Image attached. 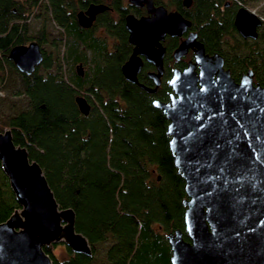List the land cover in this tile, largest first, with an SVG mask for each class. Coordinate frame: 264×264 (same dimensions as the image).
<instances>
[{
	"label": "trees",
	"instance_id": "trees-1",
	"mask_svg": "<svg viewBox=\"0 0 264 264\" xmlns=\"http://www.w3.org/2000/svg\"><path fill=\"white\" fill-rule=\"evenodd\" d=\"M124 1L0 0V90L4 93L0 130L10 128L13 142L26 147L60 207L75 212L76 230L92 248L91 256H86L65 247L62 259L44 248L53 264H170L166 234L181 229L188 239L184 181L169 150L168 120L152 101L168 100L171 63L184 67L191 53L178 63L170 56L164 59L155 93L126 81L120 67L132 47L124 16L142 11ZM181 1L171 3L179 2L180 13L190 20V29L205 52L220 54L235 80L250 69L261 84L264 20L256 39H243L233 27L237 7L255 0H191L188 7ZM91 2L106 3L109 8L97 15L91 27L83 28L75 15ZM30 17L40 18L43 24L32 35ZM47 21L57 28L50 42L53 55L52 49L41 46L48 33ZM31 40L41 46L43 60L26 75L7 54L13 46ZM79 63L82 76L76 72ZM152 69L144 62L137 75L140 84L153 86L147 75ZM78 95L90 104L87 115L77 108ZM16 207L0 169V222Z\"/></svg>",
	"mask_w": 264,
	"mask_h": 264
},
{
	"label": "water",
	"instance_id": "water-1",
	"mask_svg": "<svg viewBox=\"0 0 264 264\" xmlns=\"http://www.w3.org/2000/svg\"><path fill=\"white\" fill-rule=\"evenodd\" d=\"M189 6L191 0L182 1ZM145 6L147 16H124L132 46L120 71L124 79L147 93H155L163 75L166 35L182 36L190 20L178 11L154 6L152 0H128ZM106 3L91 2L76 13L79 26L89 28ZM263 19L239 5L233 27L243 39H255ZM189 51L193 58L172 69L167 101L152 105L168 120V146L177 173L184 181L186 198L183 231L166 234L170 264H264V84H254L253 71L235 80L218 53L208 54L188 31L173 50L180 61ZM7 58L30 75L41 64L43 52L36 40L13 46ZM144 62L153 86L137 79ZM83 75L82 64L76 65ZM75 103L87 115L90 104L78 95ZM0 169L7 178L17 207L0 222V264H53L44 248L62 243L73 253L91 256L88 239L76 230V215L61 208L40 165L26 147L13 142L10 128L0 130Z\"/></svg>",
	"mask_w": 264,
	"mask_h": 264
},
{
	"label": "rangeland",
	"instance_id": "rangeland-1",
	"mask_svg": "<svg viewBox=\"0 0 264 264\" xmlns=\"http://www.w3.org/2000/svg\"><path fill=\"white\" fill-rule=\"evenodd\" d=\"M103 1H107V0H103ZM165 1H167V0H165ZM124 2H125V4H127V0H125ZM244 6L247 10L255 13L257 16L261 17L264 20V0L251 1V2L244 4ZM28 23H29L30 35L38 32V30L43 25L42 20L40 18H34V17H30ZM45 29L48 31V33L47 32L44 33L45 43L41 44V46L46 51H50L52 49L51 55H53L54 49L50 46V42L54 40L52 38L57 33V28H56V25L54 23L47 21V22H45ZM96 33L102 34V29H97ZM111 41H112V39L108 38V42L111 43ZM171 66H173L172 63H171ZM39 72L42 73L41 68L39 69ZM0 96L1 97L4 96V93L2 90H0ZM65 247L66 246L63 245L62 243H57V244H54L50 248V250L53 253V255H55L59 259H62V258L66 257Z\"/></svg>",
	"mask_w": 264,
	"mask_h": 264
},
{
	"label": "flooded vegetation",
	"instance_id": "flooded-vegetation-1",
	"mask_svg": "<svg viewBox=\"0 0 264 264\" xmlns=\"http://www.w3.org/2000/svg\"><path fill=\"white\" fill-rule=\"evenodd\" d=\"M165 3H164V2ZM169 2V4L167 5L166 3H168ZM167 1H165V0H152V2H153V4H154V6H163V7H165V9L167 10V11H178V12H180L179 10V6H177V5H179V2H177V3H175V4H172L171 3V0H167ZM163 2V3H162ZM127 4L130 6V7H132V8H137V9H140L141 11H142V14L141 15H135L133 12H128V13H131V14H133V15H135L136 17H141V16H147L148 15V13H147V11H146V8H145V6H142V7H140V6H133V5H131V4H129L128 3V0H127ZM180 5H183V6H185L184 4H183V2L181 1V3H180ZM185 7H188V6H185ZM85 10V9H84ZM127 14V13H126ZM97 17V16H96ZM96 19V18H95ZM93 24H94V22H93ZM92 24V25H93ZM262 26V25H261ZM260 26V27H261ZM259 27V28H260ZM258 28V29H259ZM188 31H192L190 28H188V30H187V32ZM186 32V33H187ZM195 32V31H194ZM186 33L185 34H183L182 36H169V35H166L165 37H164V39H163V41H162V46L164 47V49H165V54H164V58H163V71H164V59L167 57V56H170V58H172V60H173V62H175V63H178L179 61H175L174 59H173V55H172V53H173V50L177 47V45L179 44V42L184 38V36L186 35ZM196 33V32H195ZM257 36H258V31H257ZM196 38H197V40H198V35H197V33H196ZM257 38V37H256ZM255 38V39H256ZM199 41V40H198ZM200 42V41H199ZM132 47V46H131ZM190 53H191V58H188L187 60H186V63H185V65L187 64V62L189 61V60H192V58H193V53H192V51H189ZM188 52V53H189ZM207 53V52H206ZM209 54V53H208ZM188 55V54H187ZM186 55V56H187ZM185 56V57H186ZM185 57H183L182 59H184ZM181 59V60H182ZM186 59V58H185ZM180 60V61H181ZM184 65V66H185ZM176 67H178V66H176V65H173L172 66V68H171V71H172V69H174V68H176ZM225 67V66H224ZM179 68H183V67H179ZM152 70H154V68L152 69ZM151 70V71H152ZM253 82H254V84H260L259 82H257V81H255L254 80V74H253ZM161 83V82H160ZM262 84H264V81L260 84V85H262ZM153 85V84H152ZM152 87V86H151ZM158 88V87H157Z\"/></svg>",
	"mask_w": 264,
	"mask_h": 264
}]
</instances>
